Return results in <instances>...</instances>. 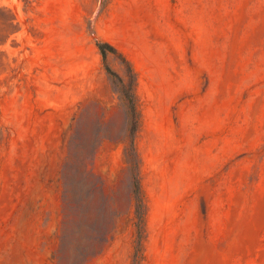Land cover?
<instances>
[{"label":"rangeland","instance_id":"obj_1","mask_svg":"<svg viewBox=\"0 0 264 264\" xmlns=\"http://www.w3.org/2000/svg\"><path fill=\"white\" fill-rule=\"evenodd\" d=\"M0 264H264V0H0Z\"/></svg>","mask_w":264,"mask_h":264},{"label":"trees","instance_id":"obj_2","mask_svg":"<svg viewBox=\"0 0 264 264\" xmlns=\"http://www.w3.org/2000/svg\"><path fill=\"white\" fill-rule=\"evenodd\" d=\"M97 47L103 57V60L106 58V52L110 51L113 52L114 49L109 46L106 43L98 42ZM110 76L114 78H118V76L112 72L109 68H106ZM120 81V80H119ZM124 96L127 100L128 103V109L132 115L133 118L136 117L137 111H136V106H135V101L133 98L132 94V88L129 87L128 92H124ZM130 150L133 154V157H136V152L134 149L133 142L131 141L130 143ZM132 174H133V194L135 197L136 205H135V218H136V235H137V242H136V254L135 257L137 258L138 256V251L141 249L142 246V236H143V223H144V202H143V196H142V191H141V186H140V180H139V171H138V165L137 162L134 160L132 164Z\"/></svg>","mask_w":264,"mask_h":264}]
</instances>
